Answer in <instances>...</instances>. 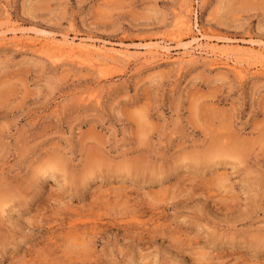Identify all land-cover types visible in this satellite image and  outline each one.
Segmentation results:
<instances>
[{
	"label": "rangeland",
	"instance_id": "rangeland-1",
	"mask_svg": "<svg viewBox=\"0 0 264 264\" xmlns=\"http://www.w3.org/2000/svg\"><path fill=\"white\" fill-rule=\"evenodd\" d=\"M181 15L245 76L181 63ZM8 27L132 56L0 42V264H264V56L237 53L264 43V0H0Z\"/></svg>",
	"mask_w": 264,
	"mask_h": 264
},
{
	"label": "bare ground",
	"instance_id": "bare-ground-1",
	"mask_svg": "<svg viewBox=\"0 0 264 264\" xmlns=\"http://www.w3.org/2000/svg\"><path fill=\"white\" fill-rule=\"evenodd\" d=\"M177 23L178 28L184 30L185 35L182 36V34L177 36V38H175L174 40H170L176 42V46L178 47V49H180L182 53L179 59L181 63L192 62L194 60V53L197 51L198 53L200 52L204 55H211L224 59L225 62H222L221 65L232 69L238 77L243 78L245 76V66H243L241 60H238L239 57L238 59H231V57H233L234 55L232 50L226 51V49L220 50L214 49L213 47H209L206 41V35L202 33L199 34V36L193 34L192 27L189 22L185 20L184 15L179 16ZM6 29L0 32V42H3L4 45H6L5 43H13L14 46H32L35 47V50L39 55L44 56L48 59L55 60L59 58H64L70 61L78 59L83 62H86L89 66L94 67L99 71L107 67L109 68L118 65L117 63L131 61L132 55L130 54V52L127 51V49L123 48V46L121 47L119 46V44L117 45L116 43L115 47L108 48L105 47V45H99L95 43L90 38L83 39L77 38L75 36L70 37L68 34L62 35L60 39H56V37L40 38L36 35L30 36L29 34L22 33H20L19 35L16 30H11L9 27L7 30ZM39 32L41 33V31ZM8 34H10V37H7ZM43 34H46V32H43ZM185 36L190 37L189 41L183 42ZM163 42L166 43L167 40L164 39ZM166 44L164 45L159 43H146L145 45H142V49L144 50V57L153 58L161 54L167 55L172 49H170V47ZM246 44L249 46L247 51H239L237 53L242 56H264V43L250 39ZM234 52L236 51L234 50ZM229 61L231 62V64ZM254 66L260 67V69H262L263 64L260 63L259 65Z\"/></svg>",
	"mask_w": 264,
	"mask_h": 264
}]
</instances>
